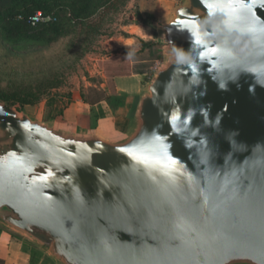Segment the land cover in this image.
<instances>
[{
	"label": "water",
	"instance_id": "obj_1",
	"mask_svg": "<svg viewBox=\"0 0 264 264\" xmlns=\"http://www.w3.org/2000/svg\"><path fill=\"white\" fill-rule=\"evenodd\" d=\"M154 26L125 137L0 99V223L60 264H264V0H185Z\"/></svg>",
	"mask_w": 264,
	"mask_h": 264
},
{
	"label": "crops",
	"instance_id": "obj_2",
	"mask_svg": "<svg viewBox=\"0 0 264 264\" xmlns=\"http://www.w3.org/2000/svg\"><path fill=\"white\" fill-rule=\"evenodd\" d=\"M158 1L157 7L149 12L153 13L157 19H160L163 14L164 18L171 16L174 1ZM147 33L150 36L153 35L150 32ZM106 39H108L107 47L121 51L110 54L107 59L128 56L132 61L134 73L115 76V93L112 94L108 77L99 62L95 68L100 78L95 82L83 78L82 87H74L69 94L56 96L51 104H47L44 100L31 105L37 117L55 126L73 129L81 133L95 131L107 139H119L129 134L139 95L147 88L151 78L148 76L150 69L144 73L139 72L136 69V61L133 59L134 54H122L125 49L132 50L136 45V38L133 35L111 36ZM122 46L125 49H122ZM148 51L147 49L143 53L146 54ZM156 60L154 59L153 63ZM0 264L60 263L51 257L43 247L0 223Z\"/></svg>",
	"mask_w": 264,
	"mask_h": 264
},
{
	"label": "rangeland",
	"instance_id": "obj_3",
	"mask_svg": "<svg viewBox=\"0 0 264 264\" xmlns=\"http://www.w3.org/2000/svg\"><path fill=\"white\" fill-rule=\"evenodd\" d=\"M173 1V11L179 4L185 2V0ZM157 2L159 3L158 0H129L125 6L120 7L116 11H104V13H100L94 18V24H100L103 27L100 33L92 40L90 48L87 51H84V47L82 46H72L74 45L73 43L80 42L79 37L83 36L82 34H78L72 41L62 40L49 48L20 54L10 53L0 45V88L10 94L18 92L22 96H26L30 92L36 93L41 98L35 104L41 103L44 100L48 104L56 96L69 94L74 87H82L85 78L95 82L100 78L98 71L95 68L93 74L88 73L86 70V57L90 53H95L99 59H107V56L110 54L121 52L107 47L108 39L106 38L133 35L136 39L144 38L150 40L154 38L158 41V35L150 36L136 15L138 11L147 14L149 11L154 10L158 5ZM162 5L164 6L163 3ZM170 17L164 18L163 14L153 24L155 22L161 23L166 21ZM138 49L137 46H134L132 50L125 49L122 54L133 53L136 69L147 72L152 66L153 60L147 59V57L151 56L150 54L135 52ZM101 63L102 61L100 62V66ZM53 79L60 83L58 88L42 87V89L38 90V87L42 83L47 84ZM4 101L8 105L16 107L20 112H25L30 117L40 119L31 107V105L35 104H28L30 106H27L22 105L20 100ZM24 237L27 238L26 236Z\"/></svg>",
	"mask_w": 264,
	"mask_h": 264
},
{
	"label": "trees",
	"instance_id": "obj_4",
	"mask_svg": "<svg viewBox=\"0 0 264 264\" xmlns=\"http://www.w3.org/2000/svg\"><path fill=\"white\" fill-rule=\"evenodd\" d=\"M129 0H0V45L13 54L27 53L31 51L49 48L62 40L76 38L79 43H73V47L82 46L84 51L90 48L92 40L100 33L103 25L94 24V18L104 11H116L125 6ZM37 11L50 14L56 20L49 23H31L30 17ZM107 12V13H108ZM146 30L157 35V29L153 22L157 17L153 13H136ZM69 41V42H70ZM139 49L135 52L143 53L147 49L150 57L147 59H163L162 46L156 39L146 40L137 38L136 45ZM152 57V58H151ZM102 69L108 77L112 94L115 93L114 77L134 73L132 61L128 56L113 57L102 61ZM143 70H139V72ZM146 72V71H144ZM143 72V73H144ZM60 83L55 79L42 87L58 88ZM36 93H27L22 96L15 92L10 94L0 88V99L7 101L20 100L22 105L35 104L40 100ZM50 101L49 104H51Z\"/></svg>",
	"mask_w": 264,
	"mask_h": 264
},
{
	"label": "built area",
	"instance_id": "obj_5",
	"mask_svg": "<svg viewBox=\"0 0 264 264\" xmlns=\"http://www.w3.org/2000/svg\"><path fill=\"white\" fill-rule=\"evenodd\" d=\"M56 20L55 17H53L50 14H45L43 11H37L33 16L30 17L29 21L31 23H38V22H42V23H49L51 21ZM87 62H86V70L88 71V73L93 74V70H95V65L98 64L99 62H101L102 58L99 59L98 56H96L95 53H90L87 57ZM162 63V60H156L154 61V63L152 64L150 71H149V75L151 77L153 71H155Z\"/></svg>",
	"mask_w": 264,
	"mask_h": 264
},
{
	"label": "snow or ice",
	"instance_id": "obj_6",
	"mask_svg": "<svg viewBox=\"0 0 264 264\" xmlns=\"http://www.w3.org/2000/svg\"><path fill=\"white\" fill-rule=\"evenodd\" d=\"M197 43H199V41H197ZM211 51L213 52V54H215L216 49H212ZM158 139L159 138H154L153 141H152V143H155Z\"/></svg>",
	"mask_w": 264,
	"mask_h": 264
}]
</instances>
